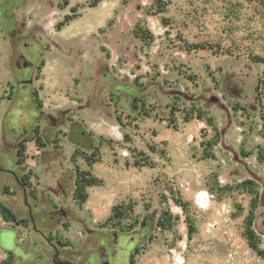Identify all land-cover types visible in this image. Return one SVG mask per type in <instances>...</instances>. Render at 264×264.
<instances>
[{
    "label": "rangeland",
    "instance_id": "rangeland-1",
    "mask_svg": "<svg viewBox=\"0 0 264 264\" xmlns=\"http://www.w3.org/2000/svg\"><path fill=\"white\" fill-rule=\"evenodd\" d=\"M94 1L0 0V263L264 264V0Z\"/></svg>",
    "mask_w": 264,
    "mask_h": 264
},
{
    "label": "trees",
    "instance_id": "trees-1",
    "mask_svg": "<svg viewBox=\"0 0 264 264\" xmlns=\"http://www.w3.org/2000/svg\"><path fill=\"white\" fill-rule=\"evenodd\" d=\"M98 1L99 0L94 1L91 6H96ZM74 18H75V15L66 16L65 20L61 24H59L58 28H60L64 24L69 23ZM21 147L23 148V146H21ZM19 155H20V152H19ZM72 159H73V162H75V154L72 156ZM77 171H78V169H77ZM100 183H101V181L97 180L96 178L85 180L83 175L80 176L77 174L76 184H75V186H76L75 199L77 201H79L80 203H84L87 200V194H84V192H83L84 188L85 187H91V186H97V185H100ZM114 210L116 211V208ZM0 213L2 214L4 220L7 222H16L18 224L22 223V222L18 221L16 216L11 212V210L8 207H6L5 205H3L2 203H0ZM253 218H254L253 213H251L250 216L248 217V221H247L246 239H247L250 247L253 250L262 254L264 252L259 251L257 236H256V233L253 229ZM0 264H12V263L2 262ZM131 264H135L134 260H132Z\"/></svg>",
    "mask_w": 264,
    "mask_h": 264
}]
</instances>
